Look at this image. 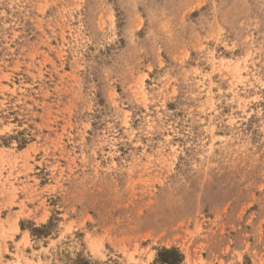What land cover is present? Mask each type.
<instances>
[{
	"label": "rangeland",
	"instance_id": "374dc122",
	"mask_svg": "<svg viewBox=\"0 0 264 264\" xmlns=\"http://www.w3.org/2000/svg\"><path fill=\"white\" fill-rule=\"evenodd\" d=\"M162 249L264 264V0H0V264Z\"/></svg>",
	"mask_w": 264,
	"mask_h": 264
},
{
	"label": "trees",
	"instance_id": "16d2710c",
	"mask_svg": "<svg viewBox=\"0 0 264 264\" xmlns=\"http://www.w3.org/2000/svg\"><path fill=\"white\" fill-rule=\"evenodd\" d=\"M175 252L176 253H173L172 250L162 249L158 255L157 261L163 264H180L182 259L181 254L178 253L177 250Z\"/></svg>",
	"mask_w": 264,
	"mask_h": 264
}]
</instances>
